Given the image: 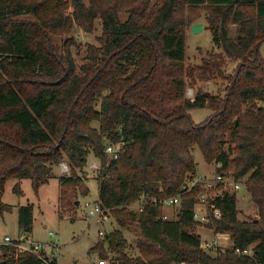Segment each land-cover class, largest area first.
Listing matches in <instances>:
<instances>
[{"label": "trees", "instance_id": "1", "mask_svg": "<svg viewBox=\"0 0 264 264\" xmlns=\"http://www.w3.org/2000/svg\"><path fill=\"white\" fill-rule=\"evenodd\" d=\"M202 5L223 24L230 16L238 24L235 38L213 28L215 45L238 61L231 73L224 72L220 54L200 66L185 64L186 24L180 13L185 6ZM97 20L102 23L98 45L87 46V62L78 67L73 28L91 33ZM263 44L264 0H0L1 192L8 179L28 178L38 193L52 177V166L67 158L72 174L60 178V206H70L78 189L88 194L77 170L92 152L101 164L98 201L113 210L121 227L135 221L141 230L138 256L125 252L119 230L107 234L117 254L111 264L264 263V103H257L264 100ZM216 75L226 81L223 93L199 89L193 100L186 97L188 81ZM200 108L212 114L197 123L190 111ZM107 144L122 145L118 159L108 158ZM195 146L207 163H217L218 173L232 169L236 180L248 175L258 216L240 220L236 193L224 191L214 199L222 215L207 227L230 233L235 248L252 246V257L233 250L214 256L202 249L200 235L188 230L201 225L193 214L200 188L182 195L174 220L162 215L161 205L147 203L139 215L127 209L143 193H182L197 172ZM14 191L21 193L19 183ZM3 209L11 206L0 203ZM18 211L20 230L30 234L33 204ZM101 247L97 242L90 252ZM0 260L40 263L10 245L1 246Z\"/></svg>", "mask_w": 264, "mask_h": 264}, {"label": "rangeland", "instance_id": "2", "mask_svg": "<svg viewBox=\"0 0 264 264\" xmlns=\"http://www.w3.org/2000/svg\"><path fill=\"white\" fill-rule=\"evenodd\" d=\"M153 2H155V0H153ZM72 11L73 8L70 7L67 9L66 13L71 14ZM212 11L213 10L210 9L208 5L195 7L185 6L183 12L180 13V17H184L186 24L183 27L186 39L185 64L186 66H200L203 64L204 60H210V55L220 54L224 59V65L222 66L224 72L231 73L237 66L238 61L229 57L222 47L215 45L213 41V28H224L229 36L235 38L239 30L238 24L233 21V16H230L227 23L223 24L221 22V17L214 19ZM126 18V14L121 15L122 20ZM195 23H202L204 25V29L197 34L193 33L191 30V27ZM101 34L102 23L100 20L96 21L95 29L91 33L84 32L78 26L73 28L72 37L76 41V45L72 47V54L78 67L87 62V46L89 44L98 45L97 37ZM261 53L264 56V44L261 47ZM225 82L226 81L218 75L211 76L209 79H198L196 84H190V81H188L186 83V97L193 100L199 89L204 91V93L208 92V95L223 93L226 85ZM105 94L106 92H104V95ZM263 101L262 99L257 100V103L263 104ZM245 105L247 106L248 104ZM95 108L97 110L100 109V100L96 102ZM190 114L195 122L201 123L205 121L212 112L208 108H200L191 110ZM92 126L99 128V122L93 121ZM115 145L122 147L120 144ZM229 146L230 144L227 143L224 146V150H228ZM234 146L235 145H233V147ZM192 152L197 164L196 176L212 179L220 174L218 173L217 163H207L198 147L195 146ZM107 156L111 159L110 155ZM65 162L69 166V171L63 170L62 163ZM91 163H96L98 167H91ZM100 169V161L90 152L86 166L81 170H77V173L81 176L89 189L88 194L83 195L78 189L77 201H79V203L77 204V201L75 203L74 201L76 199H74L72 205L64 208L60 206V178L71 176L72 174L67 158L59 164L52 166V177L48 183L40 186L38 193L34 191L31 180L28 178L22 179L20 183L17 182V179H8L1 192L0 203L10 205L11 209H3L0 212V252L5 236H9L13 239L24 237L38 242L53 240L58 244V264H99V261L102 259L107 260L106 264H111V259L115 258L117 254L111 251L107 235H99L100 229H106L107 233L119 230L126 240L125 252L130 256H138L139 250L137 249L136 242L140 237L141 230L137 222L131 221L128 227H121L117 223L112 209H110V221H105L103 225L98 224L94 219H86L85 204L87 202L93 203L99 200V181L97 176L99 175ZM225 176V186L223 184L218 186L222 188L227 187V191L236 193L238 218L244 221L257 217V205L251 201V195L246 186L248 175L238 179L242 181V185L237 190H234L232 187L233 182L236 180L233 177L232 169L226 171ZM17 183L20 185L21 193L14 191V187ZM194 189L195 188H193L192 191ZM215 193L216 192L211 191L210 194L213 195ZM28 203L33 204L34 209L33 231L30 234H25L19 227L18 208ZM127 209L139 215L141 212L139 200L130 203ZM180 209L181 205L180 207L164 206L162 208V215L169 220H174L177 219V214ZM188 230L200 235L202 238L201 241L204 239H212L214 236V233L205 225L188 227ZM97 242L102 243V247L94 252H90L91 248L94 247ZM27 244H29V242H27ZM50 253L54 254L55 250H51ZM101 253H106L108 258L102 257Z\"/></svg>", "mask_w": 264, "mask_h": 264}, {"label": "built area", "instance_id": "3", "mask_svg": "<svg viewBox=\"0 0 264 264\" xmlns=\"http://www.w3.org/2000/svg\"><path fill=\"white\" fill-rule=\"evenodd\" d=\"M122 147H118L114 144H107L105 152L107 155H110L111 159H118ZM97 168L96 163H91V167ZM64 171H69L68 164L62 163ZM189 180L182 186V193L173 195V196H164V197H155L149 196L148 194L143 193L139 198V204L141 211L144 210L147 203L153 205H161L166 207H180L182 203V195L190 192L193 188H200V192L197 196V202L193 208L194 220L199 222L201 225L207 226L211 223L214 218H220L222 213L214 203L216 196H219L224 191H227V187L222 188L221 184H225L226 176L218 174L215 178L205 179L203 176L193 175L188 178ZM242 181L235 180L232 184L234 190H237L241 187ZM225 186V185H224ZM218 187V188H217ZM215 189V190H214ZM216 192L215 194H210ZM218 192V193H217ZM86 209V219H94L98 224L103 225L104 222H109L111 219L110 209L104 207L99 201L85 204ZM214 233L212 239H204L201 241V247L203 250L207 251L209 254L216 256L220 252L226 250H233L238 255H244L248 257L253 256V247L249 246L247 248H235L232 236L228 232L216 233L212 229H209ZM53 234V233H52ZM106 229H100L99 235H107ZM222 240V242H221ZM29 242V244H27ZM3 245H10L22 252H30L37 256L40 259L39 264H58L59 253H58V244L51 240L48 242H38L31 239H26L24 237L20 238H10L5 236L3 240ZM225 243V244H222ZM55 250L54 254H51L50 251ZM210 251V252H209ZM107 260L102 259L99 261V264H106ZM255 264H264L262 262H255Z\"/></svg>", "mask_w": 264, "mask_h": 264}, {"label": "water", "instance_id": "4", "mask_svg": "<svg viewBox=\"0 0 264 264\" xmlns=\"http://www.w3.org/2000/svg\"><path fill=\"white\" fill-rule=\"evenodd\" d=\"M203 29H204V25L202 23H195L191 27L192 32L195 34L201 32ZM205 94L208 95V92H206ZM0 195H1V190H0ZM78 203H79V201H77V204ZM202 248H203V246H202ZM0 264H3V261L0 260Z\"/></svg>", "mask_w": 264, "mask_h": 264}, {"label": "crops", "instance_id": "5", "mask_svg": "<svg viewBox=\"0 0 264 264\" xmlns=\"http://www.w3.org/2000/svg\"><path fill=\"white\" fill-rule=\"evenodd\" d=\"M196 174H197V172H196ZM20 181H21V180H17V182H19V183H20Z\"/></svg>", "mask_w": 264, "mask_h": 264}]
</instances>
